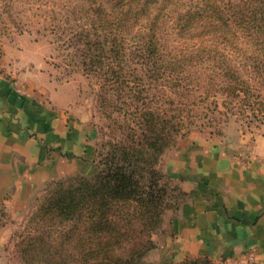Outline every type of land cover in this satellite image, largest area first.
Here are the masks:
<instances>
[{
	"label": "trees",
	"instance_id": "16d2710c",
	"mask_svg": "<svg viewBox=\"0 0 264 264\" xmlns=\"http://www.w3.org/2000/svg\"><path fill=\"white\" fill-rule=\"evenodd\" d=\"M179 1L82 0L89 23L78 34L74 56L85 74L100 81L99 100L111 133L102 144L97 175L59 181L47 190L32 220L35 234L20 247L25 264H143L155 248L152 236L162 223L168 192L157 166L183 133L180 122L154 107L141 86L182 63L163 54L156 36ZM224 10L215 0H205L179 17L178 28L183 32L200 18L213 17L206 34L219 33L229 47L219 63L232 96L248 85L227 62L229 55L243 56L252 45L257 56L241 57L242 62L264 68V0H242ZM135 28L141 34L130 40ZM132 41L135 48L129 50ZM139 65L145 74H138ZM248 88L242 89L246 96ZM177 264L215 263L203 256Z\"/></svg>",
	"mask_w": 264,
	"mask_h": 264
},
{
	"label": "rangeland",
	"instance_id": "374dc122",
	"mask_svg": "<svg viewBox=\"0 0 264 264\" xmlns=\"http://www.w3.org/2000/svg\"><path fill=\"white\" fill-rule=\"evenodd\" d=\"M215 1L223 11L232 3L242 2ZM204 2H178L173 18L160 26L156 36L161 39L163 54L182 59V63L177 71L168 70L158 80L146 78L141 86L154 107L167 111L180 122L183 133L165 151L157 166L164 177L161 185L168 192L162 223L152 236L155 248L147 253L143 264H177L201 257L187 256L178 262H163L160 258L165 241L173 237V222L182 217L190 204L192 192L173 176L172 169L176 158L191 148V142L218 145L235 158L264 157L259 153L264 152V68H254L250 60L245 63L241 58L256 57L254 48L251 45L249 53L243 56L229 55L227 62L243 76L248 86L241 85L239 92L228 96L231 83L223 77L219 61L220 55L228 56L230 50L219 33L206 34L207 24L212 23L213 17L200 18L183 32L178 28L179 17L197 10ZM86 16L82 0H0V77L37 100L64 108L69 131H75L77 122L82 140L77 153H61L69 160V165L77 160L79 168L73 174L49 181L34 201L26 207L20 204L15 213L11 212L8 201L0 202V264H25L20 247L35 234L34 214L54 183L77 177L93 178L100 171L99 153L103 151L102 144L109 139L111 121L99 100L100 81L85 74L74 56L78 53V34L89 23ZM146 22L151 20L146 19ZM139 28L131 32L130 40L141 34ZM134 48L132 41L129 50ZM132 57L135 63L140 62L135 55ZM236 59L240 62L237 65ZM137 68L139 75L146 73L142 66ZM247 87L246 96L242 89ZM61 229L59 227L58 231ZM250 257L229 263L209 258L215 264H255Z\"/></svg>",
	"mask_w": 264,
	"mask_h": 264
},
{
	"label": "crops",
	"instance_id": "0c3cea01",
	"mask_svg": "<svg viewBox=\"0 0 264 264\" xmlns=\"http://www.w3.org/2000/svg\"><path fill=\"white\" fill-rule=\"evenodd\" d=\"M67 122L64 108L0 77V202L8 201L12 213L34 201L49 181L79 168L77 160L69 165L61 156L82 146L78 123L69 131ZM194 142L173 162V176L192 195L172 224L161 261L207 256L229 263L251 255L264 264V157L235 158L218 145Z\"/></svg>",
	"mask_w": 264,
	"mask_h": 264
}]
</instances>
